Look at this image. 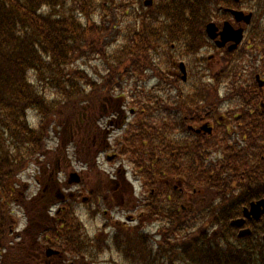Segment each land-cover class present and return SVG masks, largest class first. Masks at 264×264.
<instances>
[{"label": "trees", "instance_id": "1", "mask_svg": "<svg viewBox=\"0 0 264 264\" xmlns=\"http://www.w3.org/2000/svg\"><path fill=\"white\" fill-rule=\"evenodd\" d=\"M125 1L0 0V264H16L11 250L17 229L14 208L19 204L31 213L19 176L46 154L49 134L64 127L74 137L77 126L91 117L95 104L124 95L133 80L135 88H146L141 85L151 78L152 89L144 90L145 116L130 124L137 133H130L129 128L123 141L128 148L133 146L128 159L146 173L155 188L146 220L152 222L157 215L163 219L159 249L149 247L146 263L264 264V216L254 223L250 236L240 237L231 225L251 201L264 198L260 170L257 184L251 188L243 185L238 191L229 186L231 180L239 178L237 171L224 173L220 163L207 161L198 152L185 157L182 164L191 168L178 174L185 182V192L196 193L182 216L185 200L173 185L177 174L173 114L182 110L191 115L188 110L193 104L221 101L220 88L235 79L237 65L229 67L227 81L221 73H189L186 83L173 73H157L161 59L173 56L176 48L181 55L197 51L203 44L205 26L226 19L224 8L244 6L253 11L251 31L257 30L254 24L259 26L264 38V0H242L239 4L232 0H168L170 6L159 0L164 24L150 16L135 17V12L131 20L126 19ZM112 10L123 13L121 20L109 16ZM175 22L180 37L176 40L167 34L160 42L163 29ZM250 37V46L257 45L254 35ZM258 44L264 47V42ZM159 48L164 50L163 56ZM93 57L105 66L96 76L79 65H87ZM167 62L171 64L170 59ZM139 66L156 73H138ZM176 85L196 89L194 94L186 92L180 98L170 90L158 97L153 90ZM30 110L36 112L37 128L30 125ZM86 143L91 144L79 142L83 146ZM162 181L171 185L163 186ZM163 191L173 193L172 197L163 200ZM94 193L98 198L102 194L97 189ZM73 201L71 198L64 204L57 215V227L49 230L51 245L74 257L84 253L96 257L105 245L101 243L94 251L88 248L92 239L85 233ZM115 247L132 260L142 261L144 250L135 247L132 235L118 234Z\"/></svg>", "mask_w": 264, "mask_h": 264}, {"label": "flooded vegetation", "instance_id": "2", "mask_svg": "<svg viewBox=\"0 0 264 264\" xmlns=\"http://www.w3.org/2000/svg\"><path fill=\"white\" fill-rule=\"evenodd\" d=\"M167 1L165 0L166 3ZM158 3L159 0H126L125 4H128L125 9L127 12L126 19L131 20V13L135 12L133 14L135 17L150 16L152 20L160 19L161 22L159 24H164ZM166 5L170 6L169 3ZM228 9L240 10L236 8ZM222 11L227 13L226 20L231 23L235 30L243 29L244 39L236 49H229L231 45H234L233 41H228L222 47L217 44L222 38L223 22L217 25L215 30L216 38L210 37L206 25L201 33L203 44L197 51L194 49L193 52L187 55H181L179 49L176 48V43H172L173 48H176L175 53L169 58L167 56L162 58L158 72L166 69L168 73H173L181 78V73H221L224 81H227L230 75L228 73L229 67L233 64L241 65L242 69L235 73L234 85L228 80L221 87L220 96L223 100L214 103L202 102L193 104L188 110L191 115H187L182 110L173 114L175 171L178 173L186 168H191L183 165L182 159L191 157L198 152L205 160L207 158V161L211 160L220 163L224 173L229 174V171H237L240 175L239 178L231 180L229 186L232 189L240 190L243 185L251 188L254 184H257L256 176L259 170L263 173L262 179L264 180V47L258 44L264 42V38L261 37L263 32L259 26L254 24L257 30L251 31V24H246L243 20L238 21L234 14L231 11H227V9ZM165 17L168 20L170 19L167 15ZM167 34L173 35L176 40L180 37L176 22L170 23L163 29L159 41L164 42ZM250 34L254 35L253 38L256 39L257 43V45L252 47L250 46L252 41ZM245 49L248 51L242 54ZM159 50L161 56H163L164 50L162 48H159ZM167 59L171 60V64L167 62ZM189 62L193 63L190 64ZM181 64H185V72ZM195 89L192 86L176 85L167 88L155 87L153 90L156 91L158 97L164 96V91L170 90L175 93V97L180 98L186 92L194 94ZM145 98L146 95L144 93V98L139 103L138 109L128 107L130 105L126 102L114 101L112 97L94 105V109L90 111L91 117L82 121L81 126H77L76 135L80 142L92 141V145L85 144L83 149H81L84 154L82 161L79 160L81 156H78V160L84 164V171L85 168L89 171L92 169L85 155H92L96 158L95 165L97 168H99L98 160L103 155H106L105 158L108 161L112 160V158L120 159L123 146H120L119 142L121 140L118 139L121 134L116 135V138L115 133L118 131L122 133L124 128V131L130 128V123L128 122L130 115L137 119L144 118L145 110L141 106L146 105ZM194 107L196 108L195 110H193ZM181 117H183V120ZM105 120H107L105 123L106 127L100 124L101 122L104 123ZM112 136L116 138L114 143L109 141ZM58 165L59 157L56 160L55 167L50 172V165L45 164L39 168L41 177L37 179V184L40 188L33 193V198L28 200L33 205L32 213L26 214L24 222L19 224V228L14 231V242L11 244V250L15 254L12 257V262L16 264H93L84 259L86 258L84 255L80 256L81 259L77 261L69 260L66 252L51 245L52 239L49 238V230L57 227L59 223L57 215L64 204L71 198L74 200L78 199L83 192H86L87 195L82 196L81 205H88L90 212L95 215L98 214L102 205L106 206V208H119L122 211L143 206L145 207L144 213H140L139 217L141 218L146 214L145 212L148 208L146 199H143L144 201H141V203L139 201L140 204L136 200L131 202L130 194L133 195L134 184L138 182L136 179L138 176L135 175L133 167L130 170L126 167L118 166L116 169H112L113 172L103 169L107 174L105 176L107 182H100L101 186L97 188V191L101 190L102 194L98 198L95 196L96 193H94L95 188H83V190H71L68 192L62 184L63 181L58 178V175L63 172ZM84 171L78 172L80 183L86 182ZM244 174L246 176L242 177ZM161 184L163 186L171 185L168 181H162ZM173 185L177 191L179 190V195L185 200V203L181 205L182 216L188 210L186 205L194 198L196 191L186 193L183 189L185 183H183L179 174L174 178ZM66 186L71 189L69 184L66 183ZM54 187L56 190L53 191ZM150 191L151 195H154L155 188L153 186L150 187ZM145 194L146 191L143 190L142 195L144 196ZM172 195L173 193L171 194L169 191H163L162 199H170ZM102 198L103 203L100 204ZM34 209L36 211L41 210V213H37ZM76 209L78 210L79 220L84 222V219L80 216V211L83 209H80L79 206ZM104 213L108 214L109 211L104 210ZM131 218L130 216L129 219L131 220ZM255 222L253 218H248L246 221L247 227L252 231L255 227ZM141 228L144 227L142 226ZM146 237L147 233H145ZM49 248H53L58 252H50ZM49 252L50 254H48Z\"/></svg>", "mask_w": 264, "mask_h": 264}, {"label": "rangeland", "instance_id": "3", "mask_svg": "<svg viewBox=\"0 0 264 264\" xmlns=\"http://www.w3.org/2000/svg\"><path fill=\"white\" fill-rule=\"evenodd\" d=\"M136 5V4H135ZM110 17H112V19H117V21L121 20L123 13L121 12H116V11H110ZM124 20V17H123ZM108 23V22H107ZM123 26V25H122ZM125 28V25L124 27ZM85 64H79L81 65L84 69H86L91 75L96 76L97 71L103 73L105 71V66L103 65V62L101 61V59H97L95 57H93V59L91 60V62H87ZM139 71H137L138 73H156L153 72L151 70H145L142 69V66L138 67ZM157 73H168V71L166 69L164 70H160ZM136 84V80H133V84L131 85L132 87L127 88L125 90V94L122 96H118L116 95V97L114 98L115 101H121V102H126L128 103V107H134L136 109L139 108V103L142 102L143 98H144V90L147 89H152L153 86V79L151 78L150 80H145L144 81V85L141 86H146V88H135L133 85ZM128 87V86H126ZM122 93V92H120ZM137 103V104H136ZM142 107V106H141ZM34 120H36L34 118ZM107 120H105L104 123H100L101 125L103 124L104 126L106 125ZM136 118L134 116H129L128 117V122L129 123H135ZM99 125V124H98ZM106 127V126H105ZM125 130V128H124ZM123 130V132H124ZM136 128H130V133H137V131H135ZM71 130H68V128L66 130H64V127H62L61 129L57 130H53L48 137V149H50V152L48 153V156L46 158L43 159V161L48 164L52 161L53 157L57 154V151L55 149H62V147L65 149L66 147L69 150V155L68 154H63V157L65 159H63V157L59 156V167L60 170H63L62 173H60L58 175V178L61 179L63 182L62 184H64V187L67 189V191H79V190H83V188H95L97 189L98 187L101 186V183H105L106 178L105 176L107 175L103 169H107V170H111L112 169H116L118 166H123L126 167L130 170H132V167L135 168L140 172L141 175V179L139 178V181L137 183H135V187H136V193L139 191V187L143 188V190L146 191V194L143 196L142 195V189L140 192V197L141 200L143 199H148L149 196V192H150V183L148 182V177L146 176V173L139 169L138 166L131 161L130 156L131 154H133L132 150H133V146H130L129 148L123 143L122 141V145H123V152H122V156H120V159H115L112 158V160L108 161L105 156L103 155L101 158H99V168L96 167L94 160L91 156H85L86 159H88L90 161V165L92 167L91 171L87 170V168H85L84 171V164L81 163L80 161H82L83 159V155L79 158V160L77 159V154H76V149H75V143L71 144L70 143V138H71V134H70ZM122 132V133H123ZM121 131H118L115 133V137L116 135H122ZM128 134V133H126ZM125 134V135H126ZM114 136H112V138H110V142L114 143L116 138ZM118 140H121L120 138ZM59 151V150H58ZM119 151V149H118ZM117 151V154L119 155V152ZM113 153V152H112ZM111 153V154H112ZM59 155H62L61 153H59ZM39 166H37L38 163H33L31 164L21 175H20V185H23L25 187V194L26 197L28 199H24V200H30V197L33 195L34 192L38 191V189L40 188L39 185L37 184V179L39 177H41V173H40V167L43 165V162H39ZM98 166V165H97ZM175 166V163H174ZM53 167L50 165L49 168V172L50 170H52ZM72 171H77V172H82L84 171V176L86 178V182H82L79 184H76L74 181L73 183L70 185L71 189L68 188V186H66V182L68 179V175L70 172ZM105 173V174H104ZM177 173V172H176ZM131 175V174H130ZM138 174H136L137 176ZM178 175V173L176 174ZM133 179V178H132ZM99 181V182H98ZM142 183L144 184V187H142ZM56 190V188H53V191ZM67 192V193H68ZM87 192L89 193V191L87 190ZM83 195H87L86 192H83ZM82 196L78 197V199H75V208H79L83 209L80 211V216L84 219V223H85V230L86 232L91 235V236H99L101 238H105L108 240V243L113 244V233L115 230L114 235L117 234H122L125 232V234H130L134 237V241H135V247L136 248H140L144 250V254L142 256V261H135L132 260L131 258L127 257L124 253L122 254L121 252L115 250V248L113 250H108L106 252L101 253L100 257L98 259L95 258H84L86 259L89 263H93V264H147L146 263V256H147V251L149 250V246L151 244V240L153 239V234L158 231V228L160 226L159 222L153 223L150 225H147L149 223L140 222L139 219V214L145 210V207L143 206H138L137 209L131 208V210H126V211H122L119 208H106V206L102 205L100 211L98 212V214H93L92 212H90V210L88 209L89 206L85 205L82 206L81 202H82ZM103 203V198L100 204ZM139 203V202H137ZM28 208L31 210L33 208V205H28ZM35 210V209H34ZM104 210H108L109 213L105 214ZM15 211V217L18 219V223H23L25 220V215L27 210H25L24 208L20 207L19 205H16L14 208ZM36 211V210H35ZM37 213H41V210L36 211ZM130 216L132 217L131 220L129 219ZM127 222V223H126ZM141 223V227L143 226L144 228H139V224ZM110 225V227H109ZM136 226L138 227V233L134 234L136 232ZM148 226H152V227H148ZM18 227V225H17ZM148 227V228H147ZM146 228V229H145ZM134 232V233H133ZM145 233H147V237L145 238ZM156 241V240H155ZM69 254V259L71 261H77L79 259H81L80 257H74L69 251H67Z\"/></svg>", "mask_w": 264, "mask_h": 264}, {"label": "water", "instance_id": "4", "mask_svg": "<svg viewBox=\"0 0 264 264\" xmlns=\"http://www.w3.org/2000/svg\"><path fill=\"white\" fill-rule=\"evenodd\" d=\"M232 13L234 14L235 18L238 21L244 20L245 22L249 23L251 20V14L246 15L242 11H235V10H232ZM216 29H217V27H216L215 23H210L207 26V30H208V33H209L211 38L217 37V35L215 33ZM221 37H222L221 41H218V43H217L218 46L222 47L228 41H233L234 45H231L230 49L231 50L235 49V48H237V46L241 43V41L243 39V29L235 30L229 22H226L224 24V30L221 34ZM181 67H182L183 71L185 72V65L181 64ZM186 75H187V73H183V79L184 80H186V78H187ZM71 180H70V182H73V181L75 183L79 182V178L77 176V173H73L71 175ZM244 214H245V217L233 220L231 222V224L233 226L241 228L245 225L246 218H254L255 220H259L261 218V216L264 214V199H261L257 202H253L251 204L250 209H248V208L245 209ZM250 234H251L250 229H242L239 233V236H246V235H250ZM50 252H55V251L53 250ZM50 252L48 254H50Z\"/></svg>", "mask_w": 264, "mask_h": 264}]
</instances>
